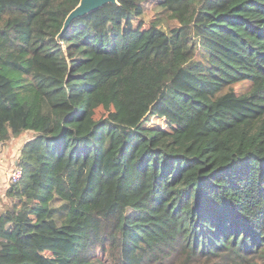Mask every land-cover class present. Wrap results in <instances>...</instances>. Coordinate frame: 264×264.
Instances as JSON below:
<instances>
[{
  "label": "trees",
  "instance_id": "trees-1",
  "mask_svg": "<svg viewBox=\"0 0 264 264\" xmlns=\"http://www.w3.org/2000/svg\"><path fill=\"white\" fill-rule=\"evenodd\" d=\"M78 2L0 0V264H264V0Z\"/></svg>",
  "mask_w": 264,
  "mask_h": 264
},
{
  "label": "rangeland",
  "instance_id": "rangeland-1",
  "mask_svg": "<svg viewBox=\"0 0 264 264\" xmlns=\"http://www.w3.org/2000/svg\"><path fill=\"white\" fill-rule=\"evenodd\" d=\"M153 3H149V8ZM147 27L148 25L145 24ZM118 66L117 62L111 59H104L100 62L97 66V76H100L102 73L107 72L111 69H114ZM148 126L157 127L160 126L161 128L165 127V123L161 120H153L151 119L148 122ZM32 136L31 132H26L22 134L19 138L10 139L4 143H0V209L5 208L6 197L5 192L7 189V171L15 167V161L18 159L20 154L21 145L26 140L30 139ZM2 161L4 162V166L2 167Z\"/></svg>",
  "mask_w": 264,
  "mask_h": 264
},
{
  "label": "water",
  "instance_id": "water-1",
  "mask_svg": "<svg viewBox=\"0 0 264 264\" xmlns=\"http://www.w3.org/2000/svg\"><path fill=\"white\" fill-rule=\"evenodd\" d=\"M118 0H79L78 4L68 13L65 18L61 32L56 39L59 41L60 36L67 30L68 26L77 17H83L107 4L115 5Z\"/></svg>",
  "mask_w": 264,
  "mask_h": 264
},
{
  "label": "built area",
  "instance_id": "built-area-1",
  "mask_svg": "<svg viewBox=\"0 0 264 264\" xmlns=\"http://www.w3.org/2000/svg\"><path fill=\"white\" fill-rule=\"evenodd\" d=\"M22 177V168L16 165L7 171V185L15 184L20 181Z\"/></svg>",
  "mask_w": 264,
  "mask_h": 264
},
{
  "label": "crops",
  "instance_id": "crops-1",
  "mask_svg": "<svg viewBox=\"0 0 264 264\" xmlns=\"http://www.w3.org/2000/svg\"><path fill=\"white\" fill-rule=\"evenodd\" d=\"M3 166H4V162L2 161V167H1V170H2ZM0 176H1V173H0Z\"/></svg>",
  "mask_w": 264,
  "mask_h": 264
}]
</instances>
